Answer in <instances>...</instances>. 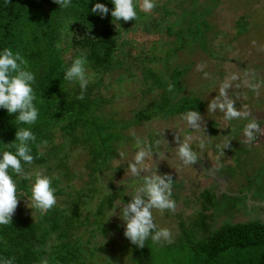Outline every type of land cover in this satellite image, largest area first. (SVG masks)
Instances as JSON below:
<instances>
[{
	"label": "trees",
	"instance_id": "trees-1",
	"mask_svg": "<svg viewBox=\"0 0 264 264\" xmlns=\"http://www.w3.org/2000/svg\"><path fill=\"white\" fill-rule=\"evenodd\" d=\"M195 1L190 10L182 13L187 24L183 30L165 24L173 9L162 1H156L149 13L138 11L135 21L112 22L110 12L101 18L89 11L96 2L111 9L110 0H71L65 9H59L53 0H0V49L19 51L35 73L39 114L37 122L28 126L35 133L36 142L32 146L33 162L26 171L45 168L44 173L53 178L55 194L65 195L69 202L62 208L54 205L43 214L37 210L29 214L23 206L17 207L11 223L0 225V256L13 258V264H40L42 257L47 258L48 264H99L96 257H102L105 247L103 243L96 245L92 239L96 233H108L101 220L105 205L110 209L117 200L118 189L108 188L93 220L89 213L83 215V211L89 208L97 191V178L107 174L118 145L128 139L124 130L154 117L168 118L189 110L200 112L205 106L199 97L179 95L182 87L178 82L187 68H173L168 82L144 61L152 58L144 57L139 70L132 65L121 32L133 27L150 34H175L178 37L175 49L184 48L191 39L199 41L208 52L206 32L212 24L206 14L211 8L201 7L200 14ZM244 21L246 17H240L239 26ZM236 27L242 34L244 28ZM81 53L86 57L91 80L84 98L77 100L79 87L65 81L63 71ZM116 69L123 71L113 82H106L104 77H110ZM135 77L151 78L162 92L152 103L134 109L130 117H117L120 112L112 104L119 92L109 88L113 83ZM168 84L173 85L171 90ZM13 119L14 114L0 109V150H12L5 149L3 143L15 138ZM84 151L88 155L84 169L89 179L77 187L73 179L81 169H73L70 161L75 152ZM18 187L27 191L30 185L21 178ZM206 217L202 213L200 227L207 225ZM150 242L140 248L129 242L132 264H156ZM189 254L187 264H264V221L255 218L223 224L195 241Z\"/></svg>",
	"mask_w": 264,
	"mask_h": 264
},
{
	"label": "rangeland",
	"instance_id": "rangeland-1",
	"mask_svg": "<svg viewBox=\"0 0 264 264\" xmlns=\"http://www.w3.org/2000/svg\"><path fill=\"white\" fill-rule=\"evenodd\" d=\"M156 1H162L173 9L165 24L187 29L182 13L190 10L195 0ZM195 2L200 14L201 7L203 10L211 8L206 14V19L212 24V28L206 32L208 52L201 48L199 41L191 39L184 48L175 49L178 39L175 34H150L130 27L123 29L121 35L126 42L123 47L131 54L129 62L138 70L145 61L170 82L173 68H187L178 82L182 87L179 95L195 96L204 101L205 106L199 112L201 127L189 128L182 114L168 118L154 117L130 125L124 130L128 139L121 141L117 147L118 153L124 154L123 158H119L117 153L111 159L110 169L106 170L105 176L97 178V191L91 197L89 208L83 211V215L89 213L93 220L101 197L106 196L105 192L112 186L118 189L115 191L118 194L115 202L121 199L127 202L130 196L126 193L140 182L125 174L126 161L136 150L133 134L149 143L159 138L162 155L157 159L154 154L148 158L147 164L149 171L156 169L158 174L171 176V198L176 207L172 211L153 210V220L157 226L167 227L171 233L170 242L149 244L156 264H187L192 244L223 224L255 218L264 220V207L258 210L255 203L247 202L250 196L264 199V133H257L254 141L245 143L242 135L245 120L227 121L219 111H207L209 101L219 95L221 86L226 83L227 96L234 106L255 117L260 128L264 129V0ZM242 16L246 17V21L239 26L238 20ZM237 25L244 28L242 34L238 33ZM144 57L152 59L142 62ZM122 71H112L110 77H104L106 82H113ZM144 80V77H135L110 86V90L119 92L112 104L120 112L117 117H130L134 109L152 103L162 92V88L151 78ZM177 136L197 151L198 160L193 165H182L176 156ZM201 140L204 141L203 149L198 146ZM226 140H230L229 146L223 152L219 151L217 146H223ZM87 157L85 151L75 152L71 157L72 168L81 169L79 176L73 179L77 187L89 179L87 169H84ZM44 171L45 168L40 169V172ZM55 195V205L61 208L69 205L65 195ZM26 201L27 196L21 197L17 207L23 206L29 214L37 213L26 206ZM203 207L208 208L204 210ZM105 208L101 222L108 227V233H102L104 241L100 233H96V238L92 239L97 242L96 245L103 243L105 252L96 259L99 264H132L131 245L123 236V221L116 215L106 220L111 208L108 209L106 205ZM116 211L119 212V208ZM202 213L207 215L205 227H200Z\"/></svg>",
	"mask_w": 264,
	"mask_h": 264
},
{
	"label": "clouds",
	"instance_id": "clouds-1",
	"mask_svg": "<svg viewBox=\"0 0 264 264\" xmlns=\"http://www.w3.org/2000/svg\"><path fill=\"white\" fill-rule=\"evenodd\" d=\"M59 5V9H65L71 4V0H53ZM113 7L109 9L106 4L96 2L92 5L93 14L101 18L110 12L112 22H125L136 20L138 11L149 13L155 7V0H110ZM199 68L200 65H197ZM206 76L207 73H204ZM63 79L69 83L78 85L77 100L84 98L85 90L90 83L91 74L87 70L86 57L81 53L71 59L63 71ZM35 73L29 69L24 57L19 51L13 52L8 47L0 49V109L6 110L9 115L14 114L16 131L15 138L10 143H3L5 149L0 150V225L11 223L12 215L21 197L27 195L26 206L32 211L38 210L41 214L50 210L57 202L55 188L52 186V177L40 171H26L33 162L32 146L36 142L35 133L30 127L38 120L39 110L36 106L38 98L34 90ZM172 84H168L171 90ZM225 83L219 90V95L211 99L207 105V111H219L224 120L243 119L242 135L245 143L256 139L257 133H264L255 117H250L247 111H241L234 106L232 99L227 96ZM182 119L191 129L201 127V114L198 111L189 110L182 114ZM136 150L127 162L125 174L138 179L131 191L126 194L130 199L125 202L122 199L115 202L109 210L110 216L116 215L123 221V236L137 248L143 247L150 240L160 245L170 242L171 233L167 227H158L153 220V210L172 211L176 207L172 196V178L169 174H158L156 169L149 171L147 160L149 157L159 159L162 153L159 151L161 140L155 139L151 143L135 137ZM178 143L176 156L182 165H193L198 160L195 151L186 140L176 137ZM226 140L223 146L218 145L219 151L229 146ZM199 148H204V141L199 142ZM123 153H118L123 158ZM143 173V174H142ZM29 182L27 191L18 187L20 179ZM119 208V212L116 209ZM104 241V236L100 233ZM0 264H13V258L0 256ZM40 264H48L47 258L42 257Z\"/></svg>",
	"mask_w": 264,
	"mask_h": 264
},
{
	"label": "crops",
	"instance_id": "crops-1",
	"mask_svg": "<svg viewBox=\"0 0 264 264\" xmlns=\"http://www.w3.org/2000/svg\"><path fill=\"white\" fill-rule=\"evenodd\" d=\"M247 202L250 204V202L255 203V205L258 207L257 209L259 210L260 208L263 209L264 207V199H257V198H252L251 196L249 197V199H247ZM263 212V211H262ZM263 217H264V213H263ZM259 219V218H258ZM261 220V219H260ZM264 221V220H262Z\"/></svg>",
	"mask_w": 264,
	"mask_h": 264
}]
</instances>
